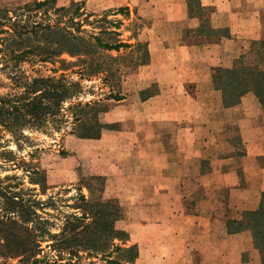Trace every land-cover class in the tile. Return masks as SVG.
Segmentation results:
<instances>
[{
    "label": "crops",
    "instance_id": "crops-1",
    "mask_svg": "<svg viewBox=\"0 0 264 264\" xmlns=\"http://www.w3.org/2000/svg\"><path fill=\"white\" fill-rule=\"evenodd\" d=\"M188 1L170 10L172 19L192 23L204 46L150 42L138 98L123 99V130L83 139L98 145L85 157L115 188L128 235L122 248L137 249L123 264H260L252 232L229 223L262 202L264 107L253 92L226 104L212 76L264 38V0H195L191 9ZM197 7L226 35L201 36Z\"/></svg>",
    "mask_w": 264,
    "mask_h": 264
},
{
    "label": "trees",
    "instance_id": "trees-1",
    "mask_svg": "<svg viewBox=\"0 0 264 264\" xmlns=\"http://www.w3.org/2000/svg\"><path fill=\"white\" fill-rule=\"evenodd\" d=\"M194 2L195 0L188 1L190 9ZM55 3V0H37L13 10L0 8L1 45L4 46L5 57L13 61L15 67L23 62L53 63L63 55H69L80 57L82 74L91 75L107 72L109 69L105 61L89 62V58L132 47L128 43L116 42L111 37L116 33L109 32L106 28L101 31V36L85 34L86 31L82 28L84 22L77 20L81 16L80 6L74 4L70 8H56ZM195 13L202 21L198 30L201 36L216 41L226 35L221 29L208 27L205 18L210 13L209 9L197 7ZM103 35L108 39H103ZM136 46L139 48L141 44ZM143 53L140 60H133V66L149 62L148 47ZM108 58L112 59L111 56ZM60 62L62 68L56 70L53 76L26 79L21 86L24 89L21 93L0 95V133L3 129L12 136L22 135L24 129H39L48 123L62 120L63 105L78 97L83 88L80 81L69 79L65 73L56 74L78 63L67 60ZM212 78L214 86L222 91L226 104H237L246 93L253 92L264 107V38L252 41L248 52L236 59L231 67L214 68ZM144 95L145 92L142 93L143 97ZM110 99L120 101L123 96L112 93L107 97V100ZM69 110L73 112L76 123L74 134L79 139L96 140L105 131L120 129L118 123L102 121L101 117L108 112V108L101 102L78 103ZM32 172L33 184L44 185L45 173L37 168L32 169ZM4 193L0 190V196L6 199L5 215L0 216V234L3 237L1 247L5 250V256L19 259L20 264H61L58 260L50 262L38 258L42 251L41 242L46 235L53 242L50 247L60 256L66 253L73 257L83 252L90 256L101 255L110 264L132 262L137 257L135 247L124 249L121 246L128 235L117 228L118 221L123 219V212L116 199L93 202L81 196L87 206L83 215L69 219L59 234H51L39 225V216L23 199ZM229 230L251 231L254 246L261 256L260 264H264V195L260 208L246 213L241 220L230 221ZM115 253L117 256L114 258Z\"/></svg>",
    "mask_w": 264,
    "mask_h": 264
},
{
    "label": "rangeland",
    "instance_id": "rangeland-1",
    "mask_svg": "<svg viewBox=\"0 0 264 264\" xmlns=\"http://www.w3.org/2000/svg\"><path fill=\"white\" fill-rule=\"evenodd\" d=\"M34 1L37 0H0V8L13 10ZM55 1L56 8H70L74 4L80 6L81 16L76 18L84 22L82 28L86 31L85 34L101 36V31L106 28L109 32L116 33L111 36L116 42L128 43L132 47L89 58V62L105 61L109 70L88 75L82 74L80 70L82 68V63H79L80 57L69 55H63L53 63L23 62L15 67L14 62L5 57L0 38V95L3 96L24 91L21 86L26 79L53 76L56 70L62 68L60 60L78 63L66 71L56 73L57 75L65 73L69 79L80 81L83 88L78 97L63 105L61 121L48 123L39 129H24L22 135L17 136H12L3 129L0 133V190L5 192L4 194L23 199L39 216V225L51 234H59L69 219L83 215L87 206L86 201L81 200V196L93 202L116 199L115 188L110 186V181L92 172L91 159L85 155L87 151L91 153L98 150V145L85 143L74 134L76 123L69 108L78 103L101 102L108 108V113L101 117L102 121L120 124L119 130L105 131L104 134L116 135L123 130V106L124 109L128 108L123 99L138 98L139 88L144 85V81L141 82L146 76L143 73L144 64L133 66L132 62L142 58L143 50L148 44L156 40L160 45L169 46L188 41L204 46L201 39L188 31L192 23L172 19L170 10L180 11L184 0ZM106 37L102 36L105 40L108 39ZM112 38L110 40L114 42ZM138 43L141 46L136 48ZM250 45L251 43L246 52ZM108 56L112 59L110 60ZM112 93L121 94L123 99L107 100ZM35 168L45 173L44 185L33 184L32 169ZM5 203L6 199L0 196V216L5 215ZM124 223V219L118 221L117 228L123 230ZM50 239L49 235L44 237L38 258L50 262L58 260L61 264L66 262L97 264L100 261H108L101 255L90 256L83 252L73 257L66 253L60 256L50 247L53 243ZM2 244L3 237L0 234V264H20L19 259L5 256Z\"/></svg>",
    "mask_w": 264,
    "mask_h": 264
}]
</instances>
